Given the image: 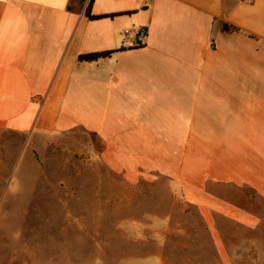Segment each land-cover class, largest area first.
<instances>
[{
	"label": "crops",
	"instance_id": "crops-1",
	"mask_svg": "<svg viewBox=\"0 0 264 264\" xmlns=\"http://www.w3.org/2000/svg\"><path fill=\"white\" fill-rule=\"evenodd\" d=\"M91 1L0 0V191L82 130L135 193L197 211L215 264H264V0ZM130 223L154 251L128 256H167L169 216Z\"/></svg>",
	"mask_w": 264,
	"mask_h": 264
},
{
	"label": "rangeland",
	"instance_id": "rangeland-1",
	"mask_svg": "<svg viewBox=\"0 0 264 264\" xmlns=\"http://www.w3.org/2000/svg\"><path fill=\"white\" fill-rule=\"evenodd\" d=\"M43 144L38 163L28 150L17 163L20 188L0 191V264L216 263L202 218L166 197L163 183L135 193L100 164L96 142L82 130ZM151 213L171 218L167 256H128L154 251L150 238L141 237L148 230L130 223ZM198 233L206 235L204 246ZM221 235L229 250L225 231ZM203 247L205 256H197Z\"/></svg>",
	"mask_w": 264,
	"mask_h": 264
},
{
	"label": "trees",
	"instance_id": "trees-1",
	"mask_svg": "<svg viewBox=\"0 0 264 264\" xmlns=\"http://www.w3.org/2000/svg\"><path fill=\"white\" fill-rule=\"evenodd\" d=\"M92 2H93V0L90 2L89 6H88V11H87L88 18L89 19H93V20L102 18V17H96V16H92L91 15L90 8H91ZM109 54L110 53H98V54L82 55V56L79 57V59L81 61H94V60H97L100 57L107 56Z\"/></svg>",
	"mask_w": 264,
	"mask_h": 264
},
{
	"label": "built area",
	"instance_id": "built-area-1",
	"mask_svg": "<svg viewBox=\"0 0 264 264\" xmlns=\"http://www.w3.org/2000/svg\"><path fill=\"white\" fill-rule=\"evenodd\" d=\"M148 31L146 28H141L139 33H138V43L140 45L145 44V40L147 38Z\"/></svg>",
	"mask_w": 264,
	"mask_h": 264
}]
</instances>
